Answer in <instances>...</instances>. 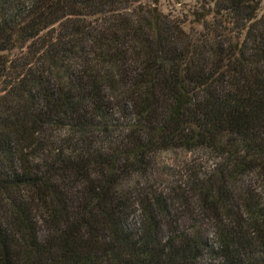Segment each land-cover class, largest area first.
<instances>
[{"label":"trees","instance_id":"16d2710c","mask_svg":"<svg viewBox=\"0 0 264 264\" xmlns=\"http://www.w3.org/2000/svg\"><path fill=\"white\" fill-rule=\"evenodd\" d=\"M202 1L0 0V264H264V8ZM171 150L211 243L147 189Z\"/></svg>","mask_w":264,"mask_h":264},{"label":"rangeland","instance_id":"374dc122","mask_svg":"<svg viewBox=\"0 0 264 264\" xmlns=\"http://www.w3.org/2000/svg\"><path fill=\"white\" fill-rule=\"evenodd\" d=\"M202 0H158L157 8L165 14L176 17L182 21L186 30L199 29L200 21L198 17H192L193 10L198 11ZM264 8V0H260V10ZM214 159L203 151L183 152L181 150H171L158 152L153 155L149 173L147 189L161 193L166 200L171 199L174 192L181 194L187 192L192 179L198 178L208 172ZM134 183V178L129 180V184ZM186 200L180 204H175L170 220L174 222L178 229H183L186 233L199 234L211 243L214 238L215 224L208 220V216L199 212L191 198V193L185 194ZM136 222V218L132 219ZM133 224V223H132ZM162 234L164 235L163 231ZM39 235H42L39 232ZM205 260H207L205 258Z\"/></svg>","mask_w":264,"mask_h":264}]
</instances>
